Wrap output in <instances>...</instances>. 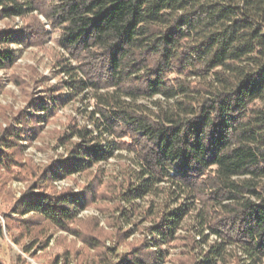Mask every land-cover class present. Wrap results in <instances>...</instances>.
<instances>
[{"label":"trees","instance_id":"trees-1","mask_svg":"<svg viewBox=\"0 0 264 264\" xmlns=\"http://www.w3.org/2000/svg\"><path fill=\"white\" fill-rule=\"evenodd\" d=\"M35 13L69 55L57 61L66 79L32 104L35 121L79 96L94 102L93 129L72 127L79 142L44 179L86 173L115 150L135 153L139 171L124 201L163 195L146 210L155 247L178 241L192 215L197 264H264V0H0V21ZM43 35L33 21L0 32V45H39ZM16 54L1 50L0 69ZM95 194L29 192L21 213L67 231ZM205 230L216 237L210 245ZM166 258L126 254L112 264Z\"/></svg>","mask_w":264,"mask_h":264},{"label":"rangeland","instance_id":"rangeland-1","mask_svg":"<svg viewBox=\"0 0 264 264\" xmlns=\"http://www.w3.org/2000/svg\"><path fill=\"white\" fill-rule=\"evenodd\" d=\"M34 16L0 21V32L18 30L33 21L41 22L47 31L37 39L39 45H0V51L17 52L13 66L0 69V156L8 157L0 164V264H112L126 254L154 259L158 251L167 252L160 264H197L202 252L193 240L201 238L190 229L194 225L192 215L179 231L178 241L157 248L148 230L155 217L146 210L162 205L163 195H150L134 206L124 201L123 193L136 183L134 175L139 171L135 153L115 150L114 157L86 173L57 181L44 179V174L67 159L79 142L71 133L72 127L93 129L89 120L94 102L89 95L79 96L51 112L46 120L35 121L32 104L47 97L51 88L66 79L57 61L69 55L57 46L59 33L53 31L46 18L39 13ZM38 115L46 117L43 111ZM89 188L96 193L93 201L79 211L67 231L38 214L21 213V201L29 192H72L81 196ZM181 202H186L185 198ZM204 233L210 237L208 245L216 240L208 230ZM198 245L203 251L208 248Z\"/></svg>","mask_w":264,"mask_h":264}]
</instances>
